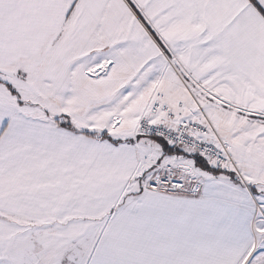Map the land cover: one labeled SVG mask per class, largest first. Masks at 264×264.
I'll list each match as a JSON object with an SVG mask.
<instances>
[{
  "label": "snow or ice",
  "instance_id": "snow-or-ice-1",
  "mask_svg": "<svg viewBox=\"0 0 264 264\" xmlns=\"http://www.w3.org/2000/svg\"><path fill=\"white\" fill-rule=\"evenodd\" d=\"M0 264H264V0H0Z\"/></svg>",
  "mask_w": 264,
  "mask_h": 264
}]
</instances>
